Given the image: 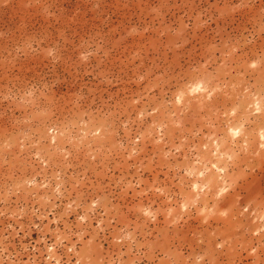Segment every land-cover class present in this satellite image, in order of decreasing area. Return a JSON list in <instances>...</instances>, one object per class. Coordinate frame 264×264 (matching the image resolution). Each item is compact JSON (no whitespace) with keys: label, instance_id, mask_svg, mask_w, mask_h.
<instances>
[{"label":"rangeland","instance_id":"1","mask_svg":"<svg viewBox=\"0 0 264 264\" xmlns=\"http://www.w3.org/2000/svg\"><path fill=\"white\" fill-rule=\"evenodd\" d=\"M0 264H264V0H0Z\"/></svg>","mask_w":264,"mask_h":264}]
</instances>
